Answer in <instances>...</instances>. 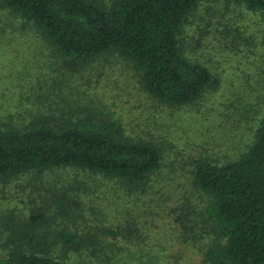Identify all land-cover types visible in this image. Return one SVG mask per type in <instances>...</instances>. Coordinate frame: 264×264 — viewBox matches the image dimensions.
Listing matches in <instances>:
<instances>
[{
    "label": "rangeland",
    "instance_id": "374dc122",
    "mask_svg": "<svg viewBox=\"0 0 264 264\" xmlns=\"http://www.w3.org/2000/svg\"><path fill=\"white\" fill-rule=\"evenodd\" d=\"M181 39L219 85L176 110L146 96L136 71L120 58L71 72L33 29L0 9V128L22 129L57 107L67 116L102 112L126 135L162 152L161 170L130 195L70 170L0 184L3 251L26 236L30 248L41 241L39 254L64 264H204L213 240L191 171L202 160L234 159L253 139L264 115V17L203 3ZM78 184L75 192L67 189ZM63 233L75 239L73 248Z\"/></svg>",
    "mask_w": 264,
    "mask_h": 264
},
{
    "label": "trees",
    "instance_id": "16d2710c",
    "mask_svg": "<svg viewBox=\"0 0 264 264\" xmlns=\"http://www.w3.org/2000/svg\"><path fill=\"white\" fill-rule=\"evenodd\" d=\"M210 2L264 17V0H0V9L33 29L71 72L120 58L136 71L146 96L177 110L219 85L187 55L181 39L189 18ZM63 111L40 113L22 129L10 123L0 128V184L70 170L107 180L130 195L161 170L157 144L126 135L102 112L67 116ZM191 175L206 200L202 223L213 240L204 264H264V115L245 151L225 163L196 162ZM61 239L74 247L73 237L63 233ZM30 247L26 236L4 251L0 246L5 252L0 264H64Z\"/></svg>",
    "mask_w": 264,
    "mask_h": 264
}]
</instances>
